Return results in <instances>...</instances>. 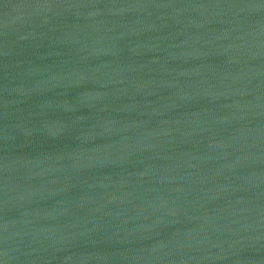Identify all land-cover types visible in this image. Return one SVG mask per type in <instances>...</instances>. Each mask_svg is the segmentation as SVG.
<instances>
[{
  "label": "water",
  "instance_id": "water-1",
  "mask_svg": "<svg viewBox=\"0 0 264 264\" xmlns=\"http://www.w3.org/2000/svg\"><path fill=\"white\" fill-rule=\"evenodd\" d=\"M0 264H264V0H0Z\"/></svg>",
  "mask_w": 264,
  "mask_h": 264
}]
</instances>
